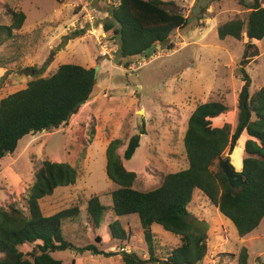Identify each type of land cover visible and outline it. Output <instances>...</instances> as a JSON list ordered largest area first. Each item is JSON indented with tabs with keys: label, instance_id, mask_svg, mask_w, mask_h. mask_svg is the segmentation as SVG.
Wrapping results in <instances>:
<instances>
[{
	"label": "rangeland",
	"instance_id": "374dc122",
	"mask_svg": "<svg viewBox=\"0 0 264 264\" xmlns=\"http://www.w3.org/2000/svg\"><path fill=\"white\" fill-rule=\"evenodd\" d=\"M161 1L170 12L188 17V26L143 56L118 60L119 47L111 34L106 32L113 58L102 57L98 45L103 33L99 25L103 26L109 8L117 6L119 0H0V63L4 66L0 69V101L61 65L99 67L92 96L67 124L53 132L38 131L24 137L14 154L0 160L1 207L13 202L24 207L34 174L45 160L77 170L74 185L59 187L40 201L43 214L51 216L79 206L80 217L62 224L65 239L77 247L94 244L110 255L69 250L53 253L62 264H124L123 251L149 259L139 217H118L112 210L111 195L117 186L106 173V150L112 141L122 142L119 154L123 156L130 139L144 133L134 157L124 165L137 174L134 189L149 192L160 187L167 174L188 168L183 139L189 118L199 105L225 102L230 112L212 120L213 126L229 123L235 129L237 125V96L244 83L238 65L249 40L245 35L241 41L231 37L222 41L217 29L237 16L247 18L249 10L237 0ZM8 9L24 12L27 17L12 36L4 29L11 25ZM79 29L86 30L84 36L71 39ZM259 48L261 58L247 68L252 82L250 95L264 86V39ZM126 62L130 66L126 67ZM33 67L45 69L33 76ZM247 139L244 133L234 152L226 154L236 173L242 171ZM240 187L237 184L234 189ZM94 196L108 207L98 229L87 221V203ZM188 210L190 222L199 220L210 226L205 255L198 264H239L243 248L248 250V264H264V220L256 231L240 239L233 223L202 192L195 191ZM115 222L125 229L129 240L112 239L110 225ZM152 231L160 259L181 245L180 236L160 225H154ZM96 237H101L100 244ZM32 248L25 245L21 251L28 253Z\"/></svg>",
	"mask_w": 264,
	"mask_h": 264
},
{
	"label": "trees",
	"instance_id": "16d2710c",
	"mask_svg": "<svg viewBox=\"0 0 264 264\" xmlns=\"http://www.w3.org/2000/svg\"><path fill=\"white\" fill-rule=\"evenodd\" d=\"M248 11L247 18L237 16L217 29L220 40L228 37L241 41L248 38L240 58L238 73L243 83L237 96V125L229 123L213 126L212 120L230 112L223 101L199 105L188 121L183 139L188 168L167 174L160 187L149 192L134 189L137 174L128 171L124 161H130L140 147L141 136H133L124 152L119 154L120 140L112 141L106 150V173L117 189L112 193V210L118 217L137 215L148 245L149 259L135 252L123 251L124 264H198L203 259L207 234L189 221V205L195 191H200L236 228L240 239L256 231L264 220V86L250 95L251 78L248 66L261 56L254 40L264 39V0H237ZM161 0H119L108 10L103 27L118 44V60L143 56L157 44L170 41L176 30L185 29L189 18L179 12H170ZM11 25L4 29L12 36L20 30L27 17L24 12L8 9ZM2 28V27H1ZM3 29V28H2ZM85 29L76 30L71 39L83 37ZM69 39V38H67ZM126 67L130 62H126ZM0 68H4L0 63ZM45 67L31 68L32 75L42 73ZM95 68L64 64L46 76L27 83L25 89L0 101V160L15 153L19 142L40 130L53 132L67 124L78 113V104L88 101L97 80ZM38 74V75H40ZM248 139L240 173L243 181H232L221 169L220 163L232 154L242 135ZM77 170L69 164L45 160L34 174V182L24 199V207L16 202L0 206V264H62L52 254L57 251L91 252L108 256L94 244L77 247L63 235L62 224L74 222L81 208L74 206L51 216L43 214L40 201L52 196L59 187L76 183ZM240 184L239 190L234 187ZM245 184V185H244ZM108 207L94 196L87 203V221L94 229L101 225ZM160 225L165 231L181 237V245L167 258L160 259L154 248L152 227ZM112 239L121 242L129 236L119 222L110 225ZM95 241L101 243V237ZM33 246L31 252L21 248ZM248 250L243 248L239 264H248Z\"/></svg>",
	"mask_w": 264,
	"mask_h": 264
},
{
	"label": "water",
	"instance_id": "95a60500",
	"mask_svg": "<svg viewBox=\"0 0 264 264\" xmlns=\"http://www.w3.org/2000/svg\"><path fill=\"white\" fill-rule=\"evenodd\" d=\"M98 70H99V67H96L95 68V73H94V79L97 80L98 78ZM86 103V100L80 102L78 104V107L80 108L83 104ZM44 130H40V132H43ZM221 165V169L222 171L224 172V174L228 177V179L230 180V183L233 185L232 181H238L240 180L241 182L243 181V178L239 175L236 174L235 172V169H234V166L231 162L230 159L228 160H224L220 163ZM245 185V184H244ZM192 225L200 228L204 233H207L210 226L206 223V222H203V221H199V220H193L191 222ZM205 255V250H204V254Z\"/></svg>",
	"mask_w": 264,
	"mask_h": 264
},
{
	"label": "built area",
	"instance_id": "2783aa9c",
	"mask_svg": "<svg viewBox=\"0 0 264 264\" xmlns=\"http://www.w3.org/2000/svg\"><path fill=\"white\" fill-rule=\"evenodd\" d=\"M99 26L103 30V33L101 34L102 40L99 42L98 45L100 49V54L102 57L113 58V47L110 44L109 38H107L106 31L103 28L102 24ZM104 39H106V42H103Z\"/></svg>",
	"mask_w": 264,
	"mask_h": 264
},
{
	"label": "crops",
	"instance_id": "0c3cea01",
	"mask_svg": "<svg viewBox=\"0 0 264 264\" xmlns=\"http://www.w3.org/2000/svg\"><path fill=\"white\" fill-rule=\"evenodd\" d=\"M254 43H257L258 45H259V43H260V41H257V40H254L253 41ZM260 52H261V50H260ZM263 53H261V55H262ZM260 58H261V56H260ZM1 69V68H0ZM245 147V146H244Z\"/></svg>",
	"mask_w": 264,
	"mask_h": 264
}]
</instances>
